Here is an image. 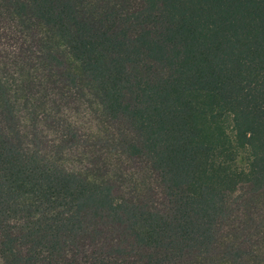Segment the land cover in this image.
Instances as JSON below:
<instances>
[{
  "label": "trees",
  "instance_id": "16d2710c",
  "mask_svg": "<svg viewBox=\"0 0 264 264\" xmlns=\"http://www.w3.org/2000/svg\"><path fill=\"white\" fill-rule=\"evenodd\" d=\"M115 17L0 0V264H264L229 212L264 192V0ZM110 122L132 139L102 157Z\"/></svg>",
  "mask_w": 264,
  "mask_h": 264
},
{
  "label": "rangeland",
  "instance_id": "374dc122",
  "mask_svg": "<svg viewBox=\"0 0 264 264\" xmlns=\"http://www.w3.org/2000/svg\"><path fill=\"white\" fill-rule=\"evenodd\" d=\"M135 2L136 0H73L78 14L81 17L92 18L95 21L100 19L106 20L111 17L115 18L116 21L117 17L115 16H121L127 13V11L135 5ZM46 42L48 46H52L54 49L58 50L61 56L64 54L63 45L55 40L52 34L46 36ZM67 67L72 74H76L73 63H67ZM77 86H81V88L84 89V86L91 85L85 79L80 78L77 82ZM1 115L0 112V122L3 121ZM103 129L104 132L101 138L93 140L92 142L95 145V149L98 150V154L102 157H105L106 153L115 156L124 143L132 139L129 128L123 122H110ZM125 167L131 169L132 172H138L142 180H148L149 174L143 159L130 161ZM238 211L240 213H237ZM229 212L235 217L238 216L237 214H240L239 216L241 219L238 222L252 230L250 231L247 229L246 233L259 234V236H257V239L260 240L259 248L260 250H264V192L251 197L246 190H241L231 199ZM253 212L255 216H252ZM257 213L260 214V218L262 217V219L258 220L261 221V225L256 223ZM236 227L237 224L234 225V228ZM248 238V236L241 237L240 242L246 243L248 242ZM251 244L254 245L255 242H251Z\"/></svg>",
  "mask_w": 264,
  "mask_h": 264
}]
</instances>
